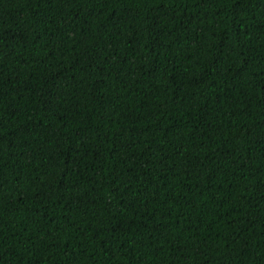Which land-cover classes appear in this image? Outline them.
I'll return each instance as SVG.
<instances>
[{
  "label": "trees",
  "instance_id": "trees-1",
  "mask_svg": "<svg viewBox=\"0 0 264 264\" xmlns=\"http://www.w3.org/2000/svg\"><path fill=\"white\" fill-rule=\"evenodd\" d=\"M0 264H264V0H0Z\"/></svg>",
  "mask_w": 264,
  "mask_h": 264
}]
</instances>
